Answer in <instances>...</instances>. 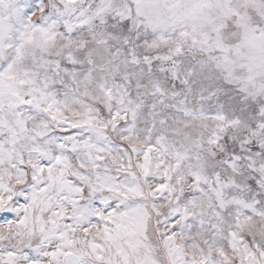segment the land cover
<instances>
[{
  "label": "snow or ice",
  "instance_id": "6c2138e0",
  "mask_svg": "<svg viewBox=\"0 0 264 264\" xmlns=\"http://www.w3.org/2000/svg\"><path fill=\"white\" fill-rule=\"evenodd\" d=\"M0 264H264V0H0Z\"/></svg>",
  "mask_w": 264,
  "mask_h": 264
}]
</instances>
